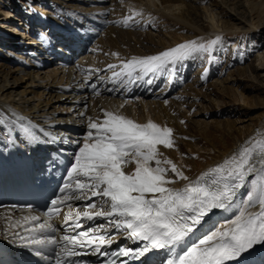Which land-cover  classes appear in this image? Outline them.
Instances as JSON below:
<instances>
[{
    "label": "snow or ice",
    "instance_id": "6c2138e0",
    "mask_svg": "<svg viewBox=\"0 0 264 264\" xmlns=\"http://www.w3.org/2000/svg\"><path fill=\"white\" fill-rule=\"evenodd\" d=\"M139 15L133 11L122 21L123 25L129 26L130 21L139 23L134 20ZM221 40L217 35L204 42L187 41L155 55L121 61L119 66L110 64V79L121 88L138 81L152 84L154 80L145 81V77L171 74L183 61L200 53L210 56ZM117 67L119 71L115 70ZM102 111V120L89 118L83 143L73 142L78 150L67 167L60 194L42 214L43 222H39L41 215L34 214L29 206L23 221L30 227L19 221L11 225L23 227L26 233L11 232L21 246L33 249L36 256L42 255L40 248L48 247L54 252L55 264H86L83 257L88 255L103 257V264H127V260L121 262L118 258L140 260L155 250L169 254L166 264H249L251 254L264 249V143L241 146L222 163L189 180L171 160L161 159L159 146L175 147L172 128L151 120L140 124L124 115ZM0 125L8 128L9 143L13 142L14 129L28 143L37 140L35 126L23 116L11 121L0 117ZM132 163L134 170L126 172ZM170 172L188 182L179 189L170 187L175 183L169 178ZM249 176H254L251 187L241 198ZM73 201L84 202L83 211L74 207ZM256 205L258 211H248ZM65 206L68 210L63 215V234L38 237L37 233L55 231L50 221L61 215ZM214 210H235L238 214L226 225L193 240L199 226ZM97 218L106 223H83ZM118 234L138 246L105 251L116 243Z\"/></svg>",
    "mask_w": 264,
    "mask_h": 264
},
{
    "label": "bare ground",
    "instance_id": "6f19581e",
    "mask_svg": "<svg viewBox=\"0 0 264 264\" xmlns=\"http://www.w3.org/2000/svg\"><path fill=\"white\" fill-rule=\"evenodd\" d=\"M38 1L42 3L46 1L47 4L50 3L54 9L60 10L61 13L68 17V19H62L60 16L55 17L52 14L42 12L39 8H36L32 4L30 5L26 2H20L19 0H0V15H4V17L0 16V20L4 21V23L8 22V20L9 22H16L15 20H18L17 16H20L23 13L30 16V19L28 20L31 24L33 16L40 22L47 23L45 28L39 29L38 31L36 26L31 25L29 28L31 31L29 33H27V26L23 27V31H25L26 34L22 33L20 31L21 28H17L14 24H0L2 27L10 28L11 38L14 36H24L23 43H27V47H30V50H27V52H22L25 53L24 56L18 55L12 50L7 51L0 48V117H5L7 121H11L15 119L16 116H23L26 120L31 121V123L35 126L33 128V132L40 141H43L44 138L40 135L38 129L39 127L43 128L53 141H57L68 148L69 146H73L77 151V145L73 142L79 141L81 144L83 143V137L87 132L89 118H92L93 120H102V110L124 115L140 124L149 121L145 117L143 101L140 100V95H146L157 100L156 104L152 107L157 109V112L159 113L157 118L159 119H155L153 122L160 126H162V124H167L169 128L173 129L176 147V138L180 135V130L183 125H175L177 117L174 115L173 110L178 104V98L176 99L174 96H192V98L198 99L200 94L202 95L203 92H199L197 87L201 83H205L204 78L207 73L202 71L199 73V76L196 77V80L193 81L191 79L193 82L187 83L186 81L190 77V71L193 66L188 63H183L179 64L177 66L178 69H175L171 74L163 73L155 77H145V81L152 78L154 82L152 84H148L144 81H138L136 83V95L138 96V102L137 105L134 104L132 106L130 101L127 100V97L129 96H127L126 91L118 94L119 86H115V84H113L111 79L108 77V73L111 71L108 70L107 66L110 64L119 66L121 61H127L134 57L155 55L161 51L169 49L162 48L161 46L163 43L155 38H152L151 32H145L149 33V35L146 34V36L140 34L141 32H139V28L141 22L135 23L130 21L129 26L125 27L123 25L122 21L131 16L133 11L141 13V15L134 17L135 21L140 18H145V26H151V28L156 27V23H154V25L150 23L149 19L151 17L166 19L167 22L172 25L181 24L185 20H188L186 25L189 26V28L188 30L183 29V31H187L192 34L197 32L193 29L194 26L192 23L200 22V20L194 16L192 11V4L197 1L69 0L70 3L67 2L68 0ZM81 3H86V5L80 6ZM211 4L212 6H217L219 8L221 6L215 0H212ZM241 4L242 3L238 4V1L235 2L232 7L233 13L230 11H223L221 13L224 15L228 13L230 16L235 15V17H233L234 20L245 22L244 18L248 15L243 10H240ZM4 8H7V10ZM25 8H28L29 10L25 11ZM116 9H120L122 11L121 14L127 12V16L123 15L124 17H117L115 15ZM26 15L25 17H27ZM229 24L230 22H227V25ZM39 25L41 26V23ZM104 25L107 26L105 34L108 37L107 42L111 51L120 57L116 63L111 60V56H109L106 51L103 40L104 38L97 37L100 27ZM231 26H233V24H231ZM61 33L72 35L74 39V42L72 43L74 50L79 48L81 53L77 54L78 58L75 61L72 60V56H67V58L69 57L68 59L72 61L69 64L56 65L53 61L55 54H57L54 49V45L56 43V39H58L57 35ZM217 35H220L217 31H212L205 36L200 33H196L195 36H186V41L182 43L192 40L204 42L214 39ZM42 36L44 37L43 40L41 39ZM127 37H131L134 41H132V43H127ZM25 39H27V41ZM15 41L16 40H13L11 43H8L7 40H4L2 44L16 46L15 44L17 43ZM146 43H149V45ZM88 45H90V49H88L89 53L84 54L82 51L85 52L86 49L84 48H88ZM176 45L171 46V48ZM13 48L21 47L16 46ZM127 48L130 50H127ZM215 49L218 50V45L215 46L214 50ZM66 52L67 55H70V50H66ZM91 52H93V54ZM235 61V58L233 59L231 56H229V58L227 57L228 64L234 63ZM236 63H240V61H236ZM48 65L55 66L49 68L47 67ZM240 66H236L235 68V82L239 83L238 85L243 84L245 88H251L259 95V91L262 90V85L253 80L255 79L254 76L248 75V72L253 73L254 69L252 67L248 68V66L245 65ZM101 68H104V70L106 69V74H102V71H98ZM115 70L119 71V67ZM206 70L214 72V68H211L210 65ZM92 76V85L91 87H88L86 82L88 78ZM164 78L166 81L163 83ZM179 86H181L180 90L175 91ZM30 87L31 89L37 88L40 92L31 91ZM95 87H98V89L96 90ZM189 88H191L192 91L189 92ZM181 90L183 92H181ZM28 94L31 95L29 96ZM116 95H119L120 97L118 98ZM170 95V98L172 99L167 98L165 100V97ZM205 95L207 96V94ZM165 101H167V103H165ZM56 103L59 106L61 105V108L53 106ZM121 105H123V107H121ZM137 106H139V109H136ZM260 106L264 109V100L261 102ZM221 110H224V113L228 115L238 113L237 108L233 105L224 107ZM213 111H206L205 113L211 114ZM81 112L84 113L83 116L79 115ZM135 113H137L136 116L140 117L137 121L134 116ZM260 118L261 119L258 120L255 125L250 124L251 126L249 125V127L243 126L241 131L236 129L235 132L234 128H229L230 131L222 137L224 138L222 139L225 143L224 147L220 149L204 148L202 151H196L199 152L200 155H193V160L175 164L178 171H182L184 175L189 178V180H195L201 174L207 172L217 164L222 163L224 159L236 152L239 148H241V146H245L246 144L260 145L261 143H264V115H261ZM220 122L218 126L214 124L211 128H220ZM9 125L12 126L11 124ZM206 125H208V123H206ZM231 134H235L237 136L232 142L229 140ZM175 147L174 149H166L163 146H159L160 152L162 153L161 159L167 158H163V154L168 155L167 153L170 152L174 154L177 151ZM165 166L167 167V165ZM134 168L135 164L132 163L125 168V171L132 172ZM169 178L175 180V183L169 186L177 189L182 188L188 182L177 179L175 174L171 172L169 173ZM253 178L254 176H249L246 180L247 187L241 189V198L246 195L247 191L251 187L250 181H252ZM73 204L78 206L79 210L83 211V202L73 201ZM258 210L259 206L256 205L248 211L256 212ZM236 214L238 213H236L235 210H230L229 212L214 210L211 214V220H213V218L222 217L224 219V225H226L228 221L235 218ZM26 215H28V211H17L13 209L0 210V239L2 242L5 241L8 243L12 254L17 257L20 255L26 256L30 252H34L33 249L21 246L19 240L11 235V232H19L21 235H26L23 231V227H11V225L17 223V221H19L22 226L30 227V225H24L23 217ZM206 218H209V216ZM43 220L44 217H41L39 222L42 223ZM50 222L53 224L55 231L37 233L38 237L49 235H55L58 237L62 235V223H64L63 215L59 218L52 219ZM86 222L88 224L89 221ZM101 223H106V221L97 218L90 226H96ZM215 230L216 229L214 228H209V230L204 233L205 228H203L200 231L203 232L202 235H204ZM44 248L48 249V247Z\"/></svg>",
    "mask_w": 264,
    "mask_h": 264
},
{
    "label": "rangeland",
    "instance_id": "374dc122",
    "mask_svg": "<svg viewBox=\"0 0 264 264\" xmlns=\"http://www.w3.org/2000/svg\"><path fill=\"white\" fill-rule=\"evenodd\" d=\"M19 1L31 3L32 0L29 1L19 0ZM195 1L197 2H194L192 4L193 5L192 11L194 13V16H196V18L199 19L200 22L192 23L194 26L193 29L197 31L192 34L188 33L187 31H183V29L188 30L189 28V26L186 25L188 20H185L181 24L172 25L169 22H167L166 19H157V17L154 18L152 17L151 19L153 22L150 21V23L154 25L153 23L155 22L156 27L151 28V26H149L143 32L141 30L146 27L144 22L145 18L137 19V21L141 22L139 32H143V33L140 34H142L143 36H146V34L149 35V33H145L148 30L147 32H151L152 38H155L159 40L161 43H163L161 46L162 48H171L172 45L177 44L181 40L186 41L185 40L186 36L189 35L195 36L196 33H200L201 35L205 36L212 31H217L220 33L219 36H221L222 38L221 43L218 44V50H216V52H212L210 56L207 53H200L195 56V59H198L201 62H203L204 60H209L210 62H212V66L214 65V61H215V68L218 70V74H213V73H217L215 70L214 72L208 71L206 69L204 70L205 73H207L205 75V78L212 76L207 80V83L209 82L211 83L209 86H206V88H208L207 90H203V87L201 86L197 87V90L200 88L198 91L203 92L204 94L203 93L202 95L200 94V97L196 102V110H194L193 114L192 113L190 114V110L184 109L186 112H189L188 113L189 118L185 123H181L180 118L177 117L175 125L176 126L183 125V127L180 130V135H178L181 137L180 143L178 142V137L176 138L175 149L178 151V153L176 151V154L180 157V160L176 162L178 164H180V162H186V161L188 162L193 160L194 153L196 151H202L204 148L220 149L224 147L225 143L224 140H222L224 139L222 137L225 136L230 131L229 128H234L235 132L236 129L241 131L243 126L249 127L250 124L255 125L258 122V120L261 119L260 116L264 115V109H262L261 108L262 106H260L261 102L264 100V0H230V1L215 0L219 5H221L220 8L217 6H212L211 4L212 0H195ZM237 1L238 4L242 3L241 4L242 6L240 5L241 8L240 10H243L248 15L247 17L244 18L245 22L234 20L233 17H235V15L230 16V14L227 13L225 14L226 15L225 16L224 14L221 13L223 11L225 12L230 11L233 13L232 7ZM33 3L35 5H38V7H41L42 10H46L50 13L56 12V10L53 9V7L47 5L46 1L44 3L34 1ZM81 4L85 6V3H81ZM4 9L7 10V8ZM117 10L118 9H116V14H115L117 17L121 18L124 17L123 15L127 16V12L121 14L122 11H117ZM0 16L4 17V15H0ZM48 16H52V15H48ZM64 17L65 16H63V18ZM220 19L221 22L223 23L220 22ZM227 22H230V24L227 25ZM0 24H6V23H3V21L0 20ZM231 24H233V26H231ZM104 32L105 31L103 29L100 30L99 36L103 37ZM128 38L129 37H127L128 41L125 38L127 43L128 42L132 43V41H134L131 37L129 39ZM104 44L108 55L111 56L110 57L111 60L113 58V60L116 61L117 56L113 55L114 52H112L111 48L108 47L107 45L108 42L105 41ZM146 44L149 45V43ZM15 45L17 46V44ZM127 50L130 49L127 48ZM233 52L235 53V55L233 54ZM228 53L229 55H227ZM247 53H249V55ZM18 54L20 55L22 53L18 52ZM243 54H245V56H243ZM225 55H227L228 58L229 56H231V58L233 59L235 58L236 61L237 62L240 61V63H236L235 61L234 63H232L233 65L228 66L226 62H223L225 59ZM240 65L241 66L245 65L248 66V68L252 67L254 69V72L253 73L248 72V75L254 76L255 79L253 80L259 83L260 85H262L261 87L262 90L259 91L260 97L258 94H256V91L252 90L251 88H247V87L245 88L243 84L238 85L239 83L235 82L236 81L234 75L235 68L236 66H240ZM200 67L201 66L198 65L195 72H198ZM46 70H51V69H46ZM195 72H193V74ZM214 79L216 80L214 81ZM30 90L38 93L40 92V90H38L37 88L31 89L30 87ZM181 92L183 91L181 90ZM205 94H207V96ZM28 95L30 96L31 94ZM174 97L176 99L178 98L177 106L179 107L181 105L189 104L188 96H184V97L174 96ZM149 100L150 98H146V100H144L146 103L144 104V107L148 106L146 115H148L149 118L153 120L154 118H156L158 112L152 109V106H150L151 104H149ZM190 102L194 103L195 99L192 98V101ZM133 105L134 104H132V106ZM231 105L237 108L238 113H233L232 115L230 114L228 115L224 113V110H221L224 107H229ZM53 106H56V108H61L60 107L61 105L59 106L57 104H54ZM137 109H139V106H137ZM180 110L181 112H183V109ZM180 110L177 109L176 114L180 115ZM206 111H210V112L213 111V113L206 114L205 113ZM134 116L135 118H140L136 115ZM219 122H220V128L218 127L216 129L211 128L212 125L214 124L218 126ZM206 123H208V125H206ZM206 132H211V133H206ZM195 133L198 134L196 135ZM198 135L201 136V138ZM185 137H187L188 139H185ZM236 137L237 136L235 134H231L229 140L232 142L233 139ZM184 152L187 153L188 155H186ZM199 155L200 153L195 154V156H199ZM172 159L174 160V158Z\"/></svg>",
    "mask_w": 264,
    "mask_h": 264
}]
</instances>
